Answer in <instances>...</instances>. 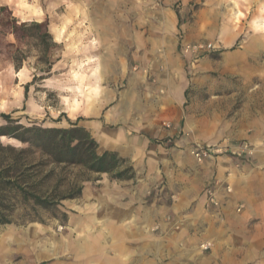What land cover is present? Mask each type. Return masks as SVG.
<instances>
[{
	"label": "crops",
	"instance_id": "obj_1",
	"mask_svg": "<svg viewBox=\"0 0 264 264\" xmlns=\"http://www.w3.org/2000/svg\"><path fill=\"white\" fill-rule=\"evenodd\" d=\"M67 3L72 5V0ZM163 10H157L156 18L148 16L139 31L143 37H156L153 48L145 51L153 56L159 49L166 52ZM80 15L83 20L84 13ZM97 15L101 40L127 39L122 45L113 43L111 52L135 47L134 19L114 12L109 17L105 11ZM193 29L197 36L203 35V29ZM260 52L259 47L244 45L218 63L194 60L188 65L189 77L177 58L165 63L162 71L161 65L150 62L155 85L150 91L149 126L136 128L128 120L134 109L130 104L113 108L112 117L119 118L117 127L99 122L81 126L104 151L116 153L133 170L131 179L110 182L105 178L99 182L100 189L83 188L81 197L70 201L71 210L84 202L95 207V231L88 238L102 248L112 246V264H136V252L140 264H151L152 258L160 264H264V77L243 75ZM214 71L229 76L221 81L222 89L209 76ZM239 72L242 75L234 80ZM135 79L131 76L129 83ZM157 90L164 94L157 98ZM243 143L253 150L248 158L228 153L197 163L189 155L194 145L231 151ZM207 190L215 193L218 207L208 204ZM75 225L74 221L70 226ZM95 264L105 261L96 259Z\"/></svg>",
	"mask_w": 264,
	"mask_h": 264
},
{
	"label": "rangeland",
	"instance_id": "obj_2",
	"mask_svg": "<svg viewBox=\"0 0 264 264\" xmlns=\"http://www.w3.org/2000/svg\"><path fill=\"white\" fill-rule=\"evenodd\" d=\"M127 1L120 0L117 4L115 0H72L71 5L67 0H0L20 23L46 22L56 44L47 54V60L52 64L50 74L39 71L46 65L38 61L39 53L27 45L22 47L25 54L19 63V71L14 69L8 54L0 53V115L10 117L9 122L0 119V127L68 128L69 123L77 122L87 128L99 122L103 127L114 128L119 125V118L112 117L113 108L130 104L134 109L128 120L135 123L136 128H145L151 123L150 91L155 85V77L152 74L154 68H149L148 63L153 61L156 66L161 65L159 70L162 71L165 63L177 58L183 61L187 74L189 62L205 59L210 64L218 63L244 45H252L254 49L259 47L261 52L251 60L243 75L264 77V0H175L171 4L163 0ZM21 4L27 7H20ZM164 8L168 34L163 38L162 47L166 52L160 53L159 49L153 56L145 51L153 48L151 45L156 37H143L139 31L149 21L148 16L156 15V18L157 10L164 11ZM103 11L109 17L114 12L116 16L129 15L134 19L135 47H120L111 52L113 43L118 41L122 45L127 39L104 37L101 40L97 36L94 19ZM81 12L84 13L83 20H79ZM71 16L77 19L72 20ZM68 19L73 22L57 42L55 37ZM195 27L203 29L202 36L196 35ZM7 41L14 43L12 37ZM208 46L211 47L208 49ZM74 74H79L82 80L75 79ZM133 75L136 79L131 84L129 78ZM241 75L239 72L234 80ZM209 76L218 89L224 87L221 81L229 78L218 71L209 72ZM68 88L73 91H67ZM77 88L79 91L75 90ZM155 93L157 98L164 94L159 90ZM0 146L27 147L7 137H0ZM98 151H104L99 144ZM7 157L5 151H0L1 163ZM29 158L36 159L38 155ZM50 168L47 166L41 173L26 177L29 184L43 185V195L55 182V178L42 180ZM68 173L71 179L77 169ZM105 178L112 181L107 175H87L81 185L95 191L103 187L99 182ZM9 196L4 208L11 211L10 223L0 224V264H95L96 259L102 258L105 264L107 260L112 264L114 254L109 249L112 246L102 248L90 243L88 238L89 232L95 231L94 206L88 207L84 202L80 204L81 208L78 205L71 210L74 204L66 200L49 210L34 209L19 196ZM74 221L76 225L72 228L70 225ZM89 221L93 230L88 227ZM134 256L136 264H140L138 253ZM151 262L160 264L154 258Z\"/></svg>",
	"mask_w": 264,
	"mask_h": 264
},
{
	"label": "trees",
	"instance_id": "obj_3",
	"mask_svg": "<svg viewBox=\"0 0 264 264\" xmlns=\"http://www.w3.org/2000/svg\"><path fill=\"white\" fill-rule=\"evenodd\" d=\"M9 37L13 38L14 43L7 41ZM24 45L36 50L39 53L38 61L46 65L39 71L50 74L52 64L47 60V54L56 44L53 43L47 23H20L10 9L0 3V53L9 55L16 71L21 69L19 63L25 54L22 50ZM0 119L10 121V117L4 114L0 115ZM0 137L27 146L21 149L0 146V151L8 154L7 159L0 162V224L10 223L11 211L4 208L9 195L19 196L34 209L49 210L62 201L80 198L83 190L81 182L87 175H107L117 181L133 178V170L126 161L114 152H99L95 139L77 122L69 123L68 128L0 127ZM36 154L38 158L29 160ZM47 166L51 168L42 180L46 182L55 178V182L43 195V185L29 184L26 177L41 173ZM71 169H77V173L70 179L68 172Z\"/></svg>",
	"mask_w": 264,
	"mask_h": 264
},
{
	"label": "built area",
	"instance_id": "obj_4",
	"mask_svg": "<svg viewBox=\"0 0 264 264\" xmlns=\"http://www.w3.org/2000/svg\"><path fill=\"white\" fill-rule=\"evenodd\" d=\"M211 46H208V49ZM231 153L232 156H236L238 158H248L253 154L252 148L247 144L243 143L233 150H229L228 148H221L216 146H201V145H194L189 149V155L193 158V160L197 163H201L212 156H220L224 154ZM225 190L229 193L230 189L225 187ZM206 198L208 204L212 205L213 207H218V201L216 200L215 193L212 190H207ZM237 211H240L238 209ZM203 250H206V246H201Z\"/></svg>",
	"mask_w": 264,
	"mask_h": 264
},
{
	"label": "clouds",
	"instance_id": "obj_5",
	"mask_svg": "<svg viewBox=\"0 0 264 264\" xmlns=\"http://www.w3.org/2000/svg\"><path fill=\"white\" fill-rule=\"evenodd\" d=\"M20 7H27V5H26V4H21ZM37 13H38V9H37ZM38 14H39V13H38ZM72 22H73V21H72L71 19H68V20L66 21V23L61 27L60 32H59V35H57V36L55 37V39H56L57 42H59V41L61 40V37L63 36L64 32L67 30L68 25H71ZM83 67H84V65L81 64V65H80V68L83 69ZM74 78L77 79V80H82V77H81L79 74H74ZM66 90L69 91V92L73 91L72 88H68V89H66ZM75 90H76V91H79V88H77V89H75Z\"/></svg>",
	"mask_w": 264,
	"mask_h": 264
}]
</instances>
